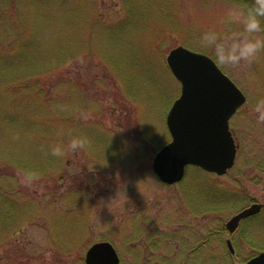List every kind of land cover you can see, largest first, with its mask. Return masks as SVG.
<instances>
[{"label":"rangeland","instance_id":"1","mask_svg":"<svg viewBox=\"0 0 264 264\" xmlns=\"http://www.w3.org/2000/svg\"><path fill=\"white\" fill-rule=\"evenodd\" d=\"M231 3L0 0V30L28 23L36 39L26 48L1 35L9 40L0 53L12 54L0 57V200L8 193L14 205L0 204V215L14 217L0 221V264H85L104 240L121 264H245L264 251V123L251 111L264 97V58L222 68L247 97L230 122L238 152L228 173L190 166L167 185L152 168L171 140L166 117L181 91L168 52L179 44L202 51L201 32L220 27ZM36 72L39 87H4ZM39 120L54 128L34 130ZM73 136L88 145L51 154ZM254 202L262 211L230 232L228 220Z\"/></svg>","mask_w":264,"mask_h":264},{"label":"water","instance_id":"2","mask_svg":"<svg viewBox=\"0 0 264 264\" xmlns=\"http://www.w3.org/2000/svg\"><path fill=\"white\" fill-rule=\"evenodd\" d=\"M166 61L181 83V91L166 117L171 140L155 154L152 168L168 184L181 181L188 165L223 175L236 160L238 146L230 129V119L246 102L242 89L211 58L184 45L170 49ZM254 202L226 223L235 231L243 218L261 211ZM228 245L233 251L232 243ZM85 264H121L110 241L93 243L85 254ZM246 264H264V251Z\"/></svg>","mask_w":264,"mask_h":264},{"label":"clouds","instance_id":"3","mask_svg":"<svg viewBox=\"0 0 264 264\" xmlns=\"http://www.w3.org/2000/svg\"><path fill=\"white\" fill-rule=\"evenodd\" d=\"M219 23L218 28L203 30L197 40L198 47L215 65L238 68L264 58V0H232ZM251 111L258 123H264V97L256 100ZM88 143L85 136H73L67 144H54L51 154L62 157L66 152L84 149ZM37 176L29 172L27 179Z\"/></svg>","mask_w":264,"mask_h":264},{"label":"trees","instance_id":"4","mask_svg":"<svg viewBox=\"0 0 264 264\" xmlns=\"http://www.w3.org/2000/svg\"><path fill=\"white\" fill-rule=\"evenodd\" d=\"M9 10H4L3 12H8ZM2 25H4L5 26V29L4 30H0L2 33H0V38H4L2 41H0L2 44H4V43H6L9 39H7V37H11V36H15V38H16V42H15V45H18V44H21V43H23L24 41H25V46L24 47H26V48H29V47H31L32 45H33V41H36V39H34V38H32V30L34 29L33 27H31L30 25L31 24H28V23H26V24H22V29H21V31L20 32H18V33H15V26L12 24V23H10V22H8V23H2ZM35 34H36V32H35ZM1 35H4V36H7V37H1ZM12 53H10V54H1L0 53V57H3V56H8V55H11ZM77 54H69V55H67L63 60H61V63H57L56 65H57V69L59 70V67L63 64L62 62L63 61H65V60H67V59H75V56H76ZM58 57V56H57ZM58 58H56L55 60H57ZM60 61V59L59 60H57V62H59ZM53 67H55L56 68V66H53ZM43 74V73H42ZM41 73H38V72H36V75H26L24 78H22L21 80H15V81H10V82H8V83H5V85H4V87H39L38 85H37V83H39V81H40V79H41V75H42ZM34 82V83H33ZM27 85V86H26ZM38 95H39V93H37ZM40 96V95H39ZM38 99H39V97H38ZM26 115V114H25ZM32 116L34 117V118H37L35 115H33L32 114ZM0 122H1V120H0ZM3 123V122H2ZM4 124V123H3ZM32 127H35V129L34 130H39V129H41V128H43V130L44 129H52V128H54V127H52V123H51V121L49 120V121H46V122H43L42 120H39V122H33V123H31L30 124ZM40 126H44V127H40ZM3 128H5V126L3 125ZM9 183H10V181H9ZM8 183V184H9ZM8 187H11V189H13L14 188V182L13 183H11V184H9L8 185ZM15 191L16 192H23L24 191V187L23 186H21V187H19V188H17V185H16V187H15ZM14 191V192H15ZM1 196H2V200H0V201H2L0 204H1V206H2V208L5 210V211H7V212H11L12 210H10L9 208L12 206V205H14V199H13V197L12 196H10V195H8V193H2L1 194ZM9 210V211H8ZM10 216H12V217H14L13 216V214H9V213H2L1 215H0V221H3L4 223H5V221H7L8 220V218L10 217ZM257 216V215H256ZM247 219H250V218H247Z\"/></svg>","mask_w":264,"mask_h":264},{"label":"flooded vegetation","instance_id":"5","mask_svg":"<svg viewBox=\"0 0 264 264\" xmlns=\"http://www.w3.org/2000/svg\"><path fill=\"white\" fill-rule=\"evenodd\" d=\"M187 172V171H186ZM228 247H229V250H230V252L232 253V254H234V249H233V251L230 249V246L228 245Z\"/></svg>","mask_w":264,"mask_h":264}]
</instances>
